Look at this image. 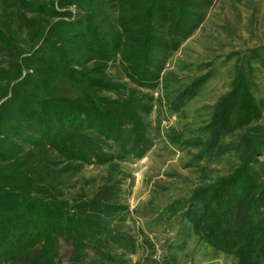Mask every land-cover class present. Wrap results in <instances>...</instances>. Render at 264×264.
Wrapping results in <instances>:
<instances>
[{"label": "trees", "instance_id": "16d2710c", "mask_svg": "<svg viewBox=\"0 0 264 264\" xmlns=\"http://www.w3.org/2000/svg\"><path fill=\"white\" fill-rule=\"evenodd\" d=\"M216 1L0 0V264H264V45L233 54L203 125L150 121L162 100L184 111L211 80L184 85L166 67ZM162 139L195 151L198 178L145 212L176 232L168 254L133 261L150 242L123 229L121 165ZM223 160L225 172L212 167ZM88 166L107 167L103 183L66 198Z\"/></svg>", "mask_w": 264, "mask_h": 264}, {"label": "rangeland", "instance_id": "374dc122", "mask_svg": "<svg viewBox=\"0 0 264 264\" xmlns=\"http://www.w3.org/2000/svg\"><path fill=\"white\" fill-rule=\"evenodd\" d=\"M262 45L264 0H217L202 27L182 45L166 67V72L176 74L184 85L206 73H212L211 80L184 111L175 112L162 100L150 116L152 125L157 126L160 122L162 132L203 125L219 97L229 90L236 61L233 54H243ZM107 74L113 81L131 87L118 64H112ZM260 84L264 93V78ZM153 95L159 98L161 91L156 90ZM261 124H264V114ZM194 152L180 151L162 139L141 161L121 165L122 172L127 175L121 185V199L131 211L123 229L129 230L140 242L145 239L150 242L141 245L138 254L131 257L133 261L145 257L162 260L168 254L170 244L177 242L176 232L168 226L155 224L153 216L145 212L151 202H168L173 196L196 186L198 174L192 167ZM226 166L224 160L212 165L220 172H225ZM106 169L86 167L80 175L68 180L65 197L71 198L81 189L95 191L103 183ZM216 262L226 264L221 260Z\"/></svg>", "mask_w": 264, "mask_h": 264}]
</instances>
